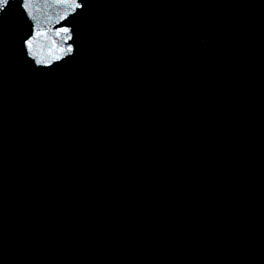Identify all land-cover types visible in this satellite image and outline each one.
Returning a JSON list of instances; mask_svg holds the SVG:
<instances>
[{"label":"snow or ice","instance_id":"6c2138e0","mask_svg":"<svg viewBox=\"0 0 264 264\" xmlns=\"http://www.w3.org/2000/svg\"><path fill=\"white\" fill-rule=\"evenodd\" d=\"M11 5V0H0V21H3L4 19V14L7 11V9L10 8ZM27 2L25 0L24 4H23V8L26 10L27 9ZM78 8L80 9H84L85 5L83 3H79ZM62 31L64 33H71L72 29L69 27H64L62 29ZM71 38V37H69ZM22 47H24L25 49L28 50L29 53H31L32 49H33V41L31 39H22ZM68 53H72L74 52V48H72L71 46L67 49ZM38 63L44 64L45 62L40 61Z\"/></svg>","mask_w":264,"mask_h":264}]
</instances>
